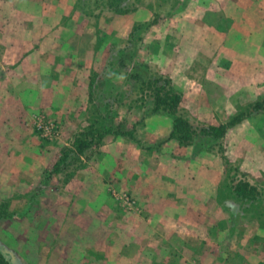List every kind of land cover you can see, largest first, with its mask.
<instances>
[{
  "label": "crops",
  "instance_id": "obj_1",
  "mask_svg": "<svg viewBox=\"0 0 264 264\" xmlns=\"http://www.w3.org/2000/svg\"><path fill=\"white\" fill-rule=\"evenodd\" d=\"M25 1H31L29 9L21 7L27 5ZM76 1L0 0V202L6 212L0 218V246L10 252L12 263L185 264L180 262L184 252L179 249L174 256L169 245L156 247L158 241L185 238L200 240L194 255L207 258L209 264H258L264 260L262 222L249 220L248 212L234 210L239 202L221 196L228 174L224 173L218 153L210 150L209 163L199 166L202 157L208 155L192 144L180 145L167 139L172 119L162 141L177 146L173 152L169 150L171 160L176 161L168 176L155 179L148 170L143 176L139 174L137 182L122 189L121 172L129 171L125 162L132 149L125 137L107 134L102 139L104 151L88 160L80 156L83 165L72 169L65 183L55 184L59 173L42 183L41 150L31 151L27 131L29 106H45L41 110L56 116L58 122L66 112L72 117L70 126H77L73 118L80 109V97L88 94L89 75L103 63L106 47L115 46L102 39L75 44L79 61L71 58L69 67H65L54 37L57 28L65 27L59 26V18ZM260 12L264 16V8ZM73 13L77 16L79 11ZM124 15L129 22L118 25L115 21L114 29L120 32L117 35L141 20L137 10ZM90 17L86 16L87 25ZM42 29L44 35L31 34ZM257 42V46L264 47V41ZM257 59L259 64L263 57L258 54ZM254 63L248 57V101L264 97V64L263 69L255 70ZM45 81H49L47 86ZM182 95L181 105L186 101L184 91ZM217 139H225L226 154L239 166L241 177L264 190V111L251 114ZM108 156L119 160L114 169L105 164ZM146 162V168L153 166L150 157ZM110 187L127 191L134 199V211L125 220L116 216L114 209L123 204L111 195ZM219 208L228 213L220 219ZM204 223L209 226L206 228ZM221 223H225L223 228ZM219 233L227 234L237 244L235 252L228 244L225 249L218 245Z\"/></svg>",
  "mask_w": 264,
  "mask_h": 264
},
{
  "label": "rangeland",
  "instance_id": "obj_2",
  "mask_svg": "<svg viewBox=\"0 0 264 264\" xmlns=\"http://www.w3.org/2000/svg\"><path fill=\"white\" fill-rule=\"evenodd\" d=\"M28 2L31 1L23 2L27 5L21 7L29 9ZM130 3L135 5L141 20L134 22L122 35H117L120 32L114 29L115 21L118 25H124L129 22L124 14L135 11L125 10ZM263 8L264 0H126L120 7L109 6L108 0H77L73 8H69L67 14L59 18V26L61 24L65 27L57 28V36L54 37L60 46L63 64L67 65L65 67H69L71 58L76 59V63L79 61L76 58L78 53L75 44L81 45L83 41L88 43L93 39H102L115 46L109 49L106 47L103 63L89 75L88 94L80 97V109L73 118L77 126H70L72 117L66 112L58 122L56 116L53 118L41 110L46 108L45 106H29L28 112L31 115L27 119V131L31 136V151L35 148L41 150L42 183L49 182V179L57 174L48 175L47 169L60 151L71 145L76 135L95 134L106 125L125 129L135 127V135L139 141L136 143L124 138L132 150L131 157L125 162L129 171L121 172L119 183L122 184V189L137 182L139 174L143 176L148 170L155 179L168 176L176 161L171 160L169 150L173 152L177 146H168L162 141L167 137L171 117L164 112L150 113L153 105L150 91L141 85L140 81L132 82L130 75L140 74L144 80L151 72L167 76L176 89L186 93V101L181 105V109L189 118L200 119L205 123L227 121L233 114L258 100L248 101L246 97L248 92L245 78L249 73L245 67L248 57L254 60L255 70L264 67L261 66L264 64V47L257 46V41H264V16L260 12ZM76 10L79 14L74 16L73 11ZM121 14L124 16H120ZM86 16H91L88 18V25L85 23ZM84 24L88 28L85 29ZM96 27H99L98 30ZM43 30L31 34L35 33L37 37L45 32ZM10 36L15 35L12 33ZM258 54L263 57L260 59V65ZM48 82L45 81L46 85H43L47 86ZM29 98L26 99L30 101ZM63 106L68 104L63 103ZM233 107L235 109L231 112ZM40 115L58 125L54 137H44L43 132L35 126V119ZM103 144L102 140L99 141L80 156L86 160L96 157L97 153L104 151ZM112 144L113 142L110 143ZM192 145L201 154L208 155L202 157L199 166L208 164L209 151L216 150L224 173L242 176L239 166L226 154L225 139L199 137ZM80 156L72 165L58 172L60 175L55 180L56 185L65 183L71 170L83 165L84 160H81ZM149 157L154 163L146 168ZM118 161L113 159V156H108L105 164L113 166L114 169L118 166ZM136 170L138 173L133 174L132 171ZM151 182L158 183L157 180ZM2 204L0 202V215L6 214ZM234 208L237 211L247 207L235 204ZM114 210L116 216L123 220L134 211L124 204ZM218 210L219 219L228 214L226 209ZM256 211L257 209L249 207L248 219L262 221L264 209L260 218H257ZM208 212L209 209L206 210V213ZM228 212L230 213V209ZM236 215L239 213H235ZM204 225L206 228L209 226L208 223ZM220 225L223 228L225 223ZM261 227L264 229L263 224ZM226 235L218 234V245L225 249L228 244L231 251L235 252L237 244ZM199 241L190 238L171 239L170 242H156V247L160 244L164 247L169 245L170 254L174 256L179 249L184 252V256L180 254V262L184 261L185 264H209L207 258L204 260L194 255ZM258 264H264V260Z\"/></svg>",
  "mask_w": 264,
  "mask_h": 264
},
{
  "label": "trees",
  "instance_id": "obj_3",
  "mask_svg": "<svg viewBox=\"0 0 264 264\" xmlns=\"http://www.w3.org/2000/svg\"><path fill=\"white\" fill-rule=\"evenodd\" d=\"M126 0H108L109 6H123ZM126 5V4H125ZM135 5L130 3L125 7L126 11L135 10ZM132 82H141V85L150 91L152 98V107L150 113L155 114L164 112L172 119L171 129L167 139H174L180 145H190L199 137H209L213 139L220 138L225 135L227 130L242 122L245 118L259 111H264V97L249 104L245 109L233 114L226 122L219 124L204 123L189 118L181 109L183 95L181 91L176 89L171 79L159 73L151 72L145 80L140 74L132 73L130 75ZM142 121V120H141ZM107 134L126 137L138 143L135 135V127L132 129L120 128L114 125H106L102 130L95 134H78L73 139L71 145L63 150L55 157L47 174L61 172L82 155L86 150L98 143ZM221 196L223 199H232L245 206L244 211L249 212V207L257 209V218L263 216L264 209V190L250 183L248 180L237 177L236 174L227 175L223 183ZM2 215H0V218ZM264 225V219L261 221ZM0 264H13L10 252L0 246Z\"/></svg>",
  "mask_w": 264,
  "mask_h": 264
},
{
  "label": "built area",
  "instance_id": "obj_4",
  "mask_svg": "<svg viewBox=\"0 0 264 264\" xmlns=\"http://www.w3.org/2000/svg\"><path fill=\"white\" fill-rule=\"evenodd\" d=\"M36 119L34 124L39 129V131L43 132L44 137H54V135L57 134V131H55V129L58 125H56L55 121H48L44 118L43 115L38 116ZM110 192L115 199L121 201L127 207L132 208V206L134 205V199L129 195L127 191H118L115 188L110 187Z\"/></svg>",
  "mask_w": 264,
  "mask_h": 264
}]
</instances>
